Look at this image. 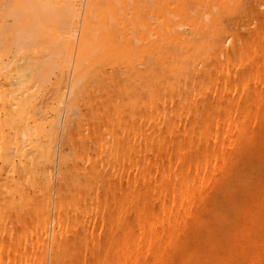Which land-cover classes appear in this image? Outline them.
I'll list each match as a JSON object with an SVG mask.
<instances>
[{"label": "bare ground", "instance_id": "1", "mask_svg": "<svg viewBox=\"0 0 264 264\" xmlns=\"http://www.w3.org/2000/svg\"><path fill=\"white\" fill-rule=\"evenodd\" d=\"M0 264H264V0H0Z\"/></svg>", "mask_w": 264, "mask_h": 264}]
</instances>
